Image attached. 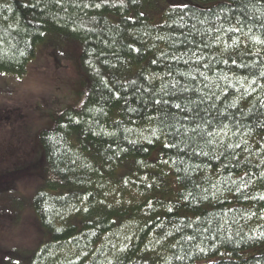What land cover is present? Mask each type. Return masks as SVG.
Returning a JSON list of instances; mask_svg holds the SVG:
<instances>
[{
    "label": "trees",
    "instance_id": "trees-1",
    "mask_svg": "<svg viewBox=\"0 0 264 264\" xmlns=\"http://www.w3.org/2000/svg\"><path fill=\"white\" fill-rule=\"evenodd\" d=\"M197 1L0 0L1 73L53 33L89 80L20 171L48 235L27 264H264V0Z\"/></svg>",
    "mask_w": 264,
    "mask_h": 264
},
{
    "label": "rangeland",
    "instance_id": "rangeland-1",
    "mask_svg": "<svg viewBox=\"0 0 264 264\" xmlns=\"http://www.w3.org/2000/svg\"><path fill=\"white\" fill-rule=\"evenodd\" d=\"M202 4L197 0H154L152 18L162 20L168 6ZM88 76L80 70L76 45L47 34L23 76L0 72V264H27L48 239L33 211L43 180L23 171L42 158L39 134L56 125L57 115L83 105ZM253 252H264V246Z\"/></svg>",
    "mask_w": 264,
    "mask_h": 264
},
{
    "label": "snow or ice",
    "instance_id": "snow-or-ice-1",
    "mask_svg": "<svg viewBox=\"0 0 264 264\" xmlns=\"http://www.w3.org/2000/svg\"><path fill=\"white\" fill-rule=\"evenodd\" d=\"M177 107H179V105H177Z\"/></svg>",
    "mask_w": 264,
    "mask_h": 264
}]
</instances>
